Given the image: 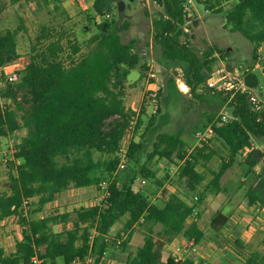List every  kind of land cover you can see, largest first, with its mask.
<instances>
[{
  "label": "trees",
  "instance_id": "16d2710c",
  "mask_svg": "<svg viewBox=\"0 0 264 264\" xmlns=\"http://www.w3.org/2000/svg\"><path fill=\"white\" fill-rule=\"evenodd\" d=\"M152 1L164 9V14L153 22L155 52L165 62L185 66L184 81L191 93L196 94L199 87L213 92L231 111V121L214 127L215 139L229 154L228 161L217 172L211 171V185L219 192L221 177L243 151L250 150L247 160L251 173L264 158L253 149L254 141L264 143V106L257 109L248 90L217 91L208 84L205 71L211 70L213 57L223 51L213 46L204 58L199 57L184 32L187 0ZM196 1L207 10L223 15L226 26L253 46L254 61L259 59L258 51L264 45V0ZM226 3L228 8L224 7ZM109 7V0H95L93 10L96 15H102ZM96 28L101 32L84 48L76 38L67 39L65 45L64 32L54 35L53 29L43 26L37 42L48 44L32 49L34 54L21 81L15 90L4 95L13 106L0 104V137L22 127L28 132L15 148L14 158L20 164L8 162L9 192L0 194V221L18 217L22 239L16 242L12 254L0 248V264H30L34 256L42 264L46 261L57 264L58 259L64 264H86L89 255L94 258L93 264H98L111 247H128L135 226L142 229L144 244L125 264H161L163 247L174 238L182 235L196 245L205 237L197 222L187 225L192 206L176 195L161 206L151 203L145 193L135 190V178L129 170L119 169L116 154L129 120L136 115L124 105L125 85L132 70L140 68L141 77L145 78L148 65H141L140 53L123 42L121 32L127 28L125 24L113 31L104 22L96 24ZM104 28L107 30L103 31ZM17 57L14 34L0 33V68L11 65ZM145 99L146 103L149 96ZM145 108L144 105L142 114ZM141 125L140 116L138 129ZM187 147L181 133H160L149 161L155 157L185 160L179 177L186 178L188 188L196 191L205 179L196 171L198 158L207 163L212 154L203 155L206 145L187 158ZM141 148L140 143L132 141L129 163L136 161ZM143 172L147 178L154 175L146 168ZM106 182L109 186L103 200L90 208L76 210L75 217L62 214L35 218L24 213L23 206L30 200H35V212H39L71 187L100 188ZM262 196L252 189L249 205L259 202L264 207ZM229 221V216L217 212L210 228L219 235ZM119 222L123 227L112 239V229ZM69 223L71 228L64 227L61 232L53 229L55 225ZM122 233H128L127 239L117 246ZM229 245L245 260L244 264H264V251L246 254L239 239ZM169 264L193 263L171 261Z\"/></svg>",
  "mask_w": 264,
  "mask_h": 264
},
{
  "label": "rangeland",
  "instance_id": "374dc122",
  "mask_svg": "<svg viewBox=\"0 0 264 264\" xmlns=\"http://www.w3.org/2000/svg\"><path fill=\"white\" fill-rule=\"evenodd\" d=\"M109 1V9L105 10L102 15H96L92 8L85 9L88 3L84 0L81 2L77 0H0V33L4 34L10 31L14 34L18 54L15 61L18 65L26 67L34 54L32 49L37 46L43 48L48 44L47 41L40 44L37 42V37L41 35L43 26L53 29L52 34L54 35L64 32L67 37L64 40L65 45L67 39L76 38L84 48H87L89 40L101 32L97 30L96 24L103 22L108 24L109 31L125 24L127 28L121 32L123 42L134 48L140 55L142 50H147V54H142L141 57L145 62L154 58V62L148 65V71L152 69L153 72H156L162 84L156 88L159 94L156 107L150 99H147V104L145 101L143 102L141 100L142 93H140V98L136 96L137 92L134 94L136 99H132L131 106H135L136 114L139 117L143 106L146 107L142 125L133 139L140 143L142 148L137 154L136 161L127 162L121 170H129L135 178L133 185L135 190L145 193L151 203L160 206L164 203L159 197L155 199L159 181L168 182V184L178 187L180 193L192 200L193 204L195 203L194 198L198 197L199 200L195 207L199 214L196 221L201 223L207 236H211L213 233L210 227L216 213L223 211L225 215L229 213L232 215L231 224L234 229L236 228L235 233L240 232L242 236L245 234L244 237L247 241L244 252L246 254L253 251L263 252L264 208L257 211L259 202L250 206L248 193L250 186L255 184L257 195L264 196L263 159H260L259 165L251 173L248 171V154L243 157V151L236 157L237 172L235 175L230 176L229 172H226L220 179V188L227 190L225 199L218 198L217 190L211 185L213 180L211 171L217 172L224 161H228L229 155L228 151L224 150L215 138L206 144L208 147L203 153V155L212 154L210 161L205 163L203 158H198L197 167L198 170H203L205 181L196 191H191L185 185V181L179 177V171L185 164V160L181 165L157 157L149 161V156L153 152L154 144L160 133H181L187 141L188 158L198 148L206 146L199 147L197 145L196 133L206 129L222 116H230L231 111L227 104L222 103L221 99L213 92L199 87L196 94L191 93L184 81L185 66L183 64L165 62L154 48L151 56L149 47L151 44L153 45V22L161 14H164L163 7L153 3L152 0ZM188 6V24L186 25L187 30L184 32L199 57L204 58V54L211 46H216L223 51L222 54L218 53L213 57L215 61L211 65V70L205 71L208 84L217 91H224L228 88V83H237L232 80V77L236 76L234 75L235 70L238 69L237 77L243 81V89L250 92L259 106H264V45L258 51L259 59L254 61L253 46L241 34L229 31L221 14H217L213 10L208 12L206 6L197 3L196 0H193V3ZM225 7L228 8V5ZM205 29H208V32ZM105 30L107 28L103 29V31ZM240 66L243 69H239ZM135 74L136 71L131 73L132 78ZM16 86L17 84H3L0 87V104L5 107L13 106L11 100L4 95L9 90H15ZM198 96H202V98ZM158 107L160 112H158ZM25 131V127L17 131L14 141L11 143L12 147L3 141V137H0V174L1 171L6 170V161L12 159L10 151L22 140ZM191 140H194V144ZM130 142L129 139L122 141L120 146L126 149ZM262 144L264 143L258 141L260 147L263 146ZM4 152L7 154L3 155ZM143 168L154 172L155 175L159 174V179L145 177ZM2 182L0 181V192L5 189V184ZM108 186L109 183H102L100 188H93L91 192L82 194L84 197L89 195V198H82L80 193L75 195L77 188L71 187L61 195L57 205L47 204L42 211L35 212V210L37 211V207L33 204L35 200H30L23 206V210L25 215L35 218H39L41 215L53 216L55 213L58 215L71 214L72 217H75L76 210L90 208L100 203ZM18 220V217H11L2 226L3 231H7L9 240L21 234ZM64 227L71 228V223L62 226L55 225L53 229L58 233L63 231ZM252 242L256 243L257 247ZM117 250L122 251V248ZM44 264L49 263L46 261Z\"/></svg>",
  "mask_w": 264,
  "mask_h": 264
},
{
  "label": "crops",
  "instance_id": "0c3cea01",
  "mask_svg": "<svg viewBox=\"0 0 264 264\" xmlns=\"http://www.w3.org/2000/svg\"><path fill=\"white\" fill-rule=\"evenodd\" d=\"M113 1H115V0H113ZM203 1H207V0H203ZM84 2L88 3V5L86 6L85 9L89 10L90 8H92V11H94L93 5L95 3V0H84ZM227 5L229 7V4H227V3L224 4V7ZM207 11L209 12V10H207ZM188 15H187V17H188ZM222 17L224 19L223 15H222ZM224 21H225V19H224ZM187 24H188V19L184 25V31L187 30V28H186ZM226 27L228 28L229 31H232L230 27H228V26H226ZM205 31L208 32V29H205ZM232 32H234V31H232ZM236 33H238V32H236ZM206 39L210 43L209 39L208 38H206ZM153 48L154 47L151 44L149 47V52H150L151 56L153 55ZM132 49L135 52L134 48H132ZM142 54H147V50L146 51L142 50L141 55ZM153 62H154V58H152L148 62H145V61H143V59H141V65L142 64L150 65ZM133 71H136V74L132 78L131 73ZM161 84H162L161 80H159L157 83H150L149 81H147L146 77L142 78L140 68L132 70L128 76L127 83H126L125 89H124V91H125V99H124L125 107L127 109H131L134 112H136L135 106L134 107L131 106L132 99H136V96L138 98H140L141 97L140 93H142L141 100L143 102L146 101L145 98L147 95L149 96V94L151 93V90L158 88L159 86H161ZM136 92H137V94L135 96L134 94ZM140 116H141V118H144V114H142V111L140 112ZM16 133H17V131L13 134H8L7 136L3 137L4 138L3 141H5V143H9V145L12 147L11 143L14 141ZM27 133L28 132L26 129V131L24 132L23 138H25L27 136ZM10 139H13V140H10ZM182 139L184 142H187V141H185L183 136H182ZM191 142L194 144V140H191ZM18 143H20V142H18ZM262 145L263 146L260 147L258 145V141H254L253 149L260 151L264 155V144H262ZM221 147L224 150H226L222 144H221ZM14 148H16V146ZM11 152H12V149H11L10 153ZM249 152H250V150H248V149L246 151H244L243 157L246 154H248ZM6 154H7L6 152L3 153V155H6ZM173 161L180 163L179 165L183 164V162H184V161H180L178 159H174ZM173 161H169V162H173ZM6 162H7L6 170L4 169V172L1 171V174L2 173L3 174L2 175L0 174L1 175L0 181H3L2 183L5 184V189L3 191H1L0 194L9 192L8 191V172H9L8 162H15L17 164H20L19 160H15L14 154L12 155V159L7 160ZM263 162H264V158H263ZM196 171L198 173L202 174L205 178V174L203 173V170L200 171V170H198V167H197ZM226 172H229L230 176L235 175V173L237 172L236 161L228 168V170ZM152 173L154 175L150 178L159 179V174L156 173V175H155L154 172H152ZM182 180L185 181V185L187 186L186 178H182ZM242 180L244 181V179H242ZM259 180H260V178H259ZM204 181H205V179L203 180V182L199 186H197V190L202 186ZM93 188L94 187L80 188V189L77 188V192L75 195H78L80 193V196H83V195L87 194V192H89V191L91 192V190ZM256 188L257 187L255 184L250 186L249 192L252 189H256ZM256 192H257V189H256ZM63 193L59 194L57 196V198L55 199V201H53L52 203H49V205L50 204L57 205V203L59 202L61 195H63ZM217 194H218L217 195L218 198L219 197H221V199L227 198V190L225 188H222V189L220 188V191L217 192ZM172 195L178 196L180 199H182L186 204H188L190 206L193 205V201L186 198L185 196H183L180 193V190L178 189V187L170 185V184H168V182H164V181L160 182L159 181L158 182V188H157V194H156L155 199H157L159 197L162 200V202H166L169 199V197ZM95 197H97V196L95 195ZM82 198H89V195H87L85 197L83 196ZM262 201L264 202L263 197H262ZM60 213H62V212H60ZM222 213L225 214L224 211ZM54 215H58V214L55 213ZM45 216H47V215H43V216L41 215L39 218H43ZM227 216H229V218H230L228 226L223 228V230L221 231V233L219 235L215 234L211 230L213 232L212 235L207 236V234L204 231L203 226H201V223L196 221L199 229L205 233V237L201 240V242L199 244L191 246L189 244V240H187L182 235L174 238L171 242L166 243L165 246L163 247L161 264H169V262H171V261L176 262L175 261L176 259H178L179 262L190 261L193 264H244L245 260L240 255H238L235 252V250L232 249V247H230L229 244L233 243L237 239H239L243 243L244 247H246L245 242L247 240L244 237L245 234H244V236H242V234L240 232L238 234H236L234 231V230H236V228L234 229V226L231 224L232 223V221H231L232 215H230L228 213ZM12 217H16V216H12ZM9 218H11V217H9ZM9 218H6V219L0 221V248L4 249L6 254L14 253L15 248H16V242L20 241L22 239V230H21V234L19 236H17L16 238H12V240H9L10 238L8 239L7 231L6 232L3 231L2 226L5 224V221ZM192 222H193L192 218L188 219L187 225L192 224ZM121 227H123L122 222H119L114 226V228L112 229V232L110 234L112 239H114V237L116 238L117 233L122 229ZM143 244H144V233H143L141 228H139L138 226H135L131 231V236L129 239L128 247L126 249H122V251L117 250L120 247H116V246L111 247L110 249H108V251H106L105 259L102 262L100 261L101 263L99 262L98 264H125L126 261L129 259V257L135 255L137 249L139 247L143 246ZM253 244L255 247H257L256 243H253ZM41 264H42V261H41ZM57 264H64V263H63L62 259H58Z\"/></svg>",
  "mask_w": 264,
  "mask_h": 264
},
{
  "label": "built area",
  "instance_id": "2783aa9c",
  "mask_svg": "<svg viewBox=\"0 0 264 264\" xmlns=\"http://www.w3.org/2000/svg\"><path fill=\"white\" fill-rule=\"evenodd\" d=\"M78 2L82 1V0H77ZM193 0H187L186 4H185V11L188 13L189 11V6L188 4H192ZM107 17H109V15H107ZM26 69L25 66H20L17 64V62H13L11 65L5 66L0 68V87H2V85H16L17 83H19L24 75V70ZM239 69H243L242 66L239 67ZM247 71V70H246ZM236 76L232 77V80L236 81V84H232L231 82L228 83V88H226V91H230V90H245L243 89L244 84L243 81H241V79L239 77H237V75H239V71L238 69L235 70V74ZM147 81H149L150 83H157L159 81V77L157 75L156 72H153L152 69H150L148 71L147 74ZM149 99L151 100L152 103H154L153 105L156 107L157 105V101H158V89H154L151 90V93L149 95ZM251 101L254 104V106L259 109L260 106L257 104L256 100L254 97H251ZM154 112H156V110H154ZM232 120V116H227L224 115L222 116L220 119H218L217 121H215L213 124H211L210 126H208L206 129L204 130H199L196 133V138H197V145L199 147L206 145L209 143V141L213 138L216 137L215 131H214V127H218L221 126L223 123L229 122ZM138 121H139V115L136 114L134 117H132L129 122H128V126L125 132V135L122 139V141H125L127 139H129L131 142L129 144V146L125 149L124 147L120 146L119 147V151L117 154V158L119 159V169H123L125 167V164L128 162V152H129V148L130 145L134 139V136L137 132L138 129ZM121 141V143H122ZM16 149L12 148V152L11 154L13 155L15 153ZM107 195V192L105 193L104 197ZM195 203L192 206V216L191 218L196 221L197 220V216H198V211L197 208L195 207L196 202L199 200L198 197L194 198ZM264 207L262 206V204H258V208L257 211L262 210ZM128 234L127 233H123L122 234V238L119 239L117 241V246H120V244L122 242H124L127 239ZM189 244L191 246H194L195 244L191 241H189ZM106 257V252L103 254L102 258H101V262L105 259ZM176 262H179L178 259L175 260ZM94 262V258L89 255L87 257V259L85 260L86 264H92ZM100 262V263H101ZM30 264H41L40 259L38 258V256H34L32 258V261Z\"/></svg>",
  "mask_w": 264,
  "mask_h": 264
}]
</instances>
